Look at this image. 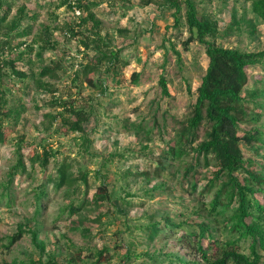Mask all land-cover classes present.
Masks as SVG:
<instances>
[{"label": "rangeland", "instance_id": "1", "mask_svg": "<svg viewBox=\"0 0 264 264\" xmlns=\"http://www.w3.org/2000/svg\"><path fill=\"white\" fill-rule=\"evenodd\" d=\"M98 1L101 6L96 12L103 22L102 34L112 39L114 47L122 51V60L128 62L127 66H119L118 76L110 73L101 77L107 86L106 93L100 94L97 89L84 85L81 95H78L70 77L78 66H85L95 54L90 51L86 59L87 53L79 48L78 41L64 35L61 29L55 30L52 35L58 41L57 49L47 51L42 57L35 52L29 56L36 71L52 60H62L67 73L56 82L59 96H72L77 105L93 106L91 121L85 124L91 141L88 151L83 148L81 134L60 128L58 122L49 125L52 119L45 116L55 112L47 105L51 99L49 95L35 90L29 80L25 83L30 85L29 88L18 81L9 83L13 87L12 98H22L29 109L17 127L12 129L6 123L7 143L0 145V185L8 181V174L17 164L16 141L20 136L31 144L22 149L26 158L33 153L40 140L49 143V147L59 153L47 169L39 165L32 169L26 160L28 173L17 175L11 187L12 207L7 206V199L0 197V264L31 259L67 264L70 257H77L80 252L86 255L91 249L106 250L105 255L109 253L111 256V260L100 264H169L167 254H173L170 258L173 262L177 257L187 261L201 260V254L191 243L194 238L182 236L186 230H197L196 224L202 220L197 212L216 219L208 212L212 196H201L200 191L217 170L214 162L206 167L202 159L201 164L196 166L199 170V175L195 177L199 185L197 191L191 185L194 177L185 176V167L193 163L194 154L182 160H168L169 168L162 178L156 177L155 169L171 142L180 141L179 122L190 116L196 102V91L209 63L205 47L197 42L191 43L188 48L184 46L190 38L185 9L179 25L175 26L173 11L145 5L142 0ZM53 2L17 0V8L25 5L30 14L38 15L34 35L43 32V26L66 28L68 24L77 23L78 19L72 12L65 9L56 11ZM17 8H14L13 14ZM233 10L237 11L241 20V30L227 35L224 30L231 26ZM199 11L210 12L219 20L224 33L218 41L221 46L241 52L264 50V23H258L250 0H203ZM259 11L264 10L260 8ZM50 14L58 16L57 20ZM119 30H126L127 33L121 34ZM18 43L19 40L13 42L14 46ZM23 50L7 51L6 56L15 57ZM17 66L25 71L30 68L25 61ZM134 72L141 73L137 83L132 82ZM249 74L247 92H257L251 100L264 104V65L251 68ZM163 75L169 96L163 93L160 85ZM247 108L251 112L255 103L251 102ZM259 112H262L259 121L242 124V134L258 128L264 138V109ZM207 131L208 127L204 124L193 146L207 138ZM242 148L245 158L251 160L257 170L264 172V145L255 143L251 147L242 142ZM65 158L72 165L74 178H78L80 172L88 173V185L79 181L73 187L66 185L58 188L49 181L57 176V168ZM102 183L111 194L112 201H100L102 203L96 206L95 193ZM42 186L46 187L47 195L37 216L35 198ZM1 191L0 186V194ZM257 196L261 200L264 198L261 194ZM84 199L81 212L72 215L69 208H77ZM167 220L180 227L165 230ZM218 221L222 222L221 218ZM158 223L163 232L150 239L144 227ZM20 225H24L25 231L32 230L38 234L39 242L45 245L44 253L34 244L31 233L7 248V237L14 235ZM215 227L217 231L213 229L214 235L224 240L226 232L220 231L219 225ZM208 241L206 239L204 243ZM128 252L132 256L130 261Z\"/></svg>", "mask_w": 264, "mask_h": 264}, {"label": "trees", "instance_id": "2", "mask_svg": "<svg viewBox=\"0 0 264 264\" xmlns=\"http://www.w3.org/2000/svg\"><path fill=\"white\" fill-rule=\"evenodd\" d=\"M252 10L259 22L264 23V0H250ZM145 5H155L161 10L173 11L175 26L181 21V13L185 9L186 26L190 33V38L184 42L188 46L197 42L205 47V52L209 63L206 73L202 78L196 94V102L191 108V114L185 120L179 122L178 137L179 142L172 141L159 160L158 168L155 169L156 177H163V173L168 170V160H182L194 154L193 163L185 167V176L194 177L192 189L197 191L199 185L197 177L199 170L197 165L203 159L205 166L209 167L211 161L214 162V171L206 184L201 188V196L211 195L209 202L210 216L204 217L199 212L202 219L197 222V230H186L182 237H193L192 243L196 251L201 254L200 261H187L183 258H176L173 262L170 258L173 254H167L169 264H264V172L257 170L252 165L251 160L245 158L242 142L253 147L255 143L264 145V138L259 129L244 131L241 126L250 121H259L262 118L260 109H264V104H258L251 100L257 96V92H247L250 83L249 71L253 67L264 65V50L259 52H241L236 49L221 46L218 41L224 37L219 20L210 12L199 11V5L203 0H142ZM17 0H0V145L7 143L6 123L13 129L22 120L23 115L28 112V105L22 98H12L11 82H21L25 84L28 80L32 87L46 93L51 97L47 105L55 109L54 113L46 114V118H51L53 122H58L60 128L67 129L71 133H79L83 137V148L88 151L91 141L88 138L85 124L89 123L93 114V106L77 105V101L71 97L62 98L59 96V88L56 82L61 81L66 76V68L62 60H52L50 64L40 67L36 71L29 56L34 52L38 57H42L49 50L58 48V41L52 38L55 30L61 29L64 35L79 43V48L88 59V53L94 52V56L89 59L85 66H78L71 75V85L77 88L78 95L84 85L92 89H97L100 94L107 92V86L101 77L110 73L118 76L120 65L127 66L121 58L122 51L115 48L112 39L102 34L103 22L98 18L96 9L101 6L98 0H54V9H65L72 12H81L75 24H68L66 28L55 26H43V32L33 33L34 23L38 19L37 14H30L27 6L17 8ZM17 8L13 14L14 8ZM51 17L58 16L50 14ZM257 23V24H258ZM231 26L224 31L229 35L235 30H241V20L238 19L237 11L233 10L231 16ZM64 29V30H63ZM253 31L256 28L252 26ZM121 34H126V30H119ZM29 41L28 38L32 37ZM19 40L17 46L13 42ZM36 47L38 51L36 52ZM15 57L8 58L7 51L21 50ZM28 58L27 60H25ZM25 61L30 65L29 70H20L17 66L19 62ZM98 76H97V75ZM141 73L132 74V82L137 83ZM7 80V84L5 83ZM16 80V81H15ZM99 83V84H98ZM160 85L163 93L169 96V89L165 76L160 78ZM25 84V88H29ZM247 92V93H246ZM255 103V108L248 112L247 105ZM37 107V106H36ZM39 108V107H37ZM206 124L208 127L207 138L197 146H193L199 139L198 131ZM18 156L17 164L12 167L8 174L9 179L1 183V199H7V206L14 204L11 187L17 175H26L28 160L30 167L34 169L37 165L47 169L52 159L58 156V151L49 147V143L43 140L37 142L33 153L26 158L22 149L30 146L24 136H20L17 141ZM252 165V166H251ZM72 165L67 162V158L57 168V176L51 177L50 182L55 183L58 188L63 186L73 187L79 181L88 185V173L80 172L78 178H74L71 172ZM149 174H146L148 176ZM99 177V174H96ZM87 193V192H86ZM47 195L46 187L42 186L36 194L37 216L40 215L43 201ZM87 195V194H86ZM94 204L111 202L112 196L105 187V184L98 188L95 193ZM102 201V202H100ZM85 203L80 206H71V214L81 212ZM221 218L222 222L218 221ZM219 225L220 231L226 232L225 239L217 238L213 229ZM171 227H180L171 220L166 221L165 230ZM172 228V229H173ZM150 239L158 237L163 229L160 224H152L144 227ZM31 233L34 244L45 252V245L39 242L38 234L32 230L25 231L24 225L19 226V230L12 236L7 237V248L13 246L21 240L25 234ZM208 239V243L204 241ZM215 251V253H214ZM106 250H89L83 255L82 252L77 257H70L67 264H100L111 260ZM129 261L132 259L128 252ZM136 255V254H134ZM97 260V262H91ZM13 264H54L50 261L43 262L41 259L24 262H14Z\"/></svg>", "mask_w": 264, "mask_h": 264}, {"label": "built area", "instance_id": "3", "mask_svg": "<svg viewBox=\"0 0 264 264\" xmlns=\"http://www.w3.org/2000/svg\"><path fill=\"white\" fill-rule=\"evenodd\" d=\"M80 15H81V12L79 11V10H75V18H78V17H80Z\"/></svg>", "mask_w": 264, "mask_h": 264}]
</instances>
